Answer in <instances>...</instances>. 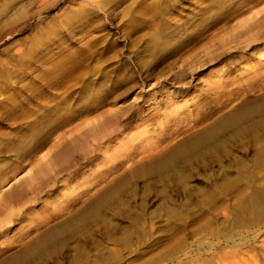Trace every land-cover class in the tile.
I'll list each match as a JSON object with an SVG mask.
<instances>
[{"label":"rangeland","instance_id":"1","mask_svg":"<svg viewBox=\"0 0 264 264\" xmlns=\"http://www.w3.org/2000/svg\"><path fill=\"white\" fill-rule=\"evenodd\" d=\"M13 142L0 264H264V0H0ZM36 224L57 232L37 250Z\"/></svg>","mask_w":264,"mask_h":264},{"label":"bare ground","instance_id":"2","mask_svg":"<svg viewBox=\"0 0 264 264\" xmlns=\"http://www.w3.org/2000/svg\"><path fill=\"white\" fill-rule=\"evenodd\" d=\"M122 8V7H121ZM29 11V10H28ZM33 11V10H32ZM33 14V13H32ZM258 31V30H257ZM170 31H168V33H169ZM159 33V34H158ZM154 37V40H153V42H157V43H160L161 42V39H162V34H160V32H157V33H155V35L153 36ZM158 37H159V39H158ZM260 55H263V52H261V54ZM164 81H168L169 82V85L170 86H172L173 87V82L172 81H169V80H164ZM150 80L149 79H145V80H143V81H141L140 82V84L135 88V90L136 89H138L139 91L138 92H141V91H143V90H145V88L147 87V86H151L150 84ZM175 85V84H174ZM176 86H178V84L176 85ZM134 90V91H135ZM183 92L184 91H179V90H175L174 88H166V91L164 92V93H162V95L161 94H159V95H157V96H155V97H150V98H148V99H146V100H144L143 101V103L144 102H150L149 103V105H142L143 107H142V111H141V113L140 114H142L141 115V117H143L144 115H146V113L147 112H151V111H153L155 108H156V106L158 105V103L160 102V100L161 101H163L164 99H169V100H171V98L172 97H179V96H181L182 97V95H183ZM135 94V93H134ZM140 94V93H139ZM150 96V95H149ZM134 98V97H133ZM138 98H140L139 96H138ZM182 99V98H181ZM165 100V101H166ZM169 100H167V101H169ZM187 100V99H186ZM186 100H182L183 102V107H185V109H186V111L188 112V111H190L192 108H188V105L186 104L187 102H186ZM188 101V100H187ZM191 105V104H190ZM191 107H193V105L191 106ZM140 110H141V108H140ZM146 112V113H145ZM244 110H243V114H244ZM240 113V112H239ZM140 114H138L137 116L138 117H140ZM148 114V113H147ZM231 119H230V122H232L233 124H237L239 121H241V114H235V115H233L232 117H230ZM255 124V123H254ZM236 129H239V128H237L236 127ZM240 129H241V126H240ZM240 132V131H239ZM165 143V142H164ZM163 144V143H162ZM11 145H13V146H15V144H14V142L13 143H10V144H8V143H5V144H0V155H3L8 149H10V147H11ZM165 145V144H164ZM190 145H192V143H188L187 145H186V147H189V148H191L190 147ZM10 146V147H9ZM163 155V154H162ZM174 160H175V158H173ZM2 160V157L0 158V161ZM59 160V159H58ZM172 162H173V160L171 159L170 161H166L165 162V164H163V166L165 165V167H167V169H172V168H174L173 167V165H172ZM173 163H176V161L175 162H173ZM182 163V162H181ZM47 167L49 168V169H51V167H49L47 164H44V166L43 167H41V168H39L38 169V173H40V172H45L44 170L45 169H47ZM163 169H165V168H163ZM177 171V170H176ZM37 172V171H36ZM35 178H36V176H35V173H34V175H33ZM3 176L1 175L0 176V212H1V206L2 205H4V203L6 202V201H8V199H5V197H4V195L2 194V188H3V185H7V183H9V182H6L5 184H3L4 183V178H2ZM14 178V177H13ZM29 179V178H28ZM11 181V180H10ZM51 182H54V179H52V181ZM46 183H48V181L46 182ZM10 186H11V184H9V186L7 187V188H5V189H8V188H10ZM5 187V186H4ZM4 190V189H3ZM17 191H15L14 193L13 192H11L12 193V195L14 196H17V193L19 192V191H21V189H16ZM9 196H10V194H9ZM110 196V195H109ZM254 198H251V202L248 204V207H246V209H248V210H250V211H253V208L254 207H257V206H254V207H252V205H253V202L255 203V198H256V196H253ZM33 198V197H32ZM206 200H207V198H206ZM28 201H30V200H28ZM77 204H79V203H77ZM252 204V205H251ZM246 205V204H245ZM73 206V205H72ZM74 207H76V206H74ZM65 208V207H64ZM70 208V210H72V207H69L68 206V209ZM77 208V207H76ZM251 208H252V210H251ZM258 208V207H257ZM246 209H244V210H246ZM255 209L256 208H254V211H255ZM259 209V208H258ZM69 210V211H70ZM76 209H74V210H72V211H75ZM243 210V211H244ZM67 211V210H66ZM68 211V212H69ZM72 211H70L69 212V214L72 212ZM249 211V212H250ZM64 212V214H65V210L63 211ZM242 212V211H241ZM246 212V211H245ZM73 213V212H72ZM63 215V214H62ZM96 216H97V208H94V207H92L91 209H90V211H89V215H88V219H91L92 221H94L95 219H96ZM87 217V216H86ZM102 217V216H101ZM60 218H61V216H60ZM52 221V220H51ZM85 221V220H84ZM226 221V220H225ZM6 223H10V218H7L4 214L3 215H0V227L3 225L4 226V224H6ZM50 223V222H49ZM86 223V222H85ZM46 224H47V222H46ZM45 224V225H46ZM44 225V224H43ZM44 225V226H45ZM64 228V227H63ZM232 228V227H231ZM44 229V228H43ZM40 226H39V224H36V225H34L33 227H31V228H29L27 231H24V233L21 235V237H20V241L22 242V243H26L27 245L29 244V248L31 247V248H33L32 246H35L36 248V250L38 249V247L39 248H42L43 246V244L45 243V242H48L50 239H52L54 236H57L56 235V230H53V231H45V232H42V230H43ZM7 229H3L2 228V230L0 231V244L2 243V242H5L6 241V238H8V239H12V237L13 236H10L9 235V232H7L6 231ZM51 230H52V228H51ZM231 234V233H230ZM16 235V234H15ZM235 235V234H234ZM229 236V235H228ZM225 237V236H224ZM57 238V237H56ZM234 238V237H233ZM243 238V237H242ZM53 239H55V238H53ZM52 239V240H53ZM19 241V242H20ZM50 242H51V240H50ZM49 242V243H50ZM202 242H203V240H202ZM205 242H206V240H205ZM210 242V241H209ZM213 242V241H212ZM212 242H210V243H212ZM223 243V242H222ZM48 244V243H47ZM198 244V243H197ZM210 245V244H209ZM215 245H217V244H215ZM237 245H240V244H237ZM237 245H236V247H237ZM48 246V245H47ZM52 246V245H51ZM78 246V245H77ZM205 246V245H204ZM208 246V245H207ZM215 247V246H214ZM217 247V246H216ZM239 247V246H238ZM238 247L236 248V251H237V249H238ZM44 248V247H43ZM42 248V249H43ZM209 248H210V246H209ZM34 249V248H33ZM74 249V248H73ZM217 249V248H216ZM234 249H235V245H234ZM30 250V249H29ZM36 250H35V254H36ZM181 250H182V248H181ZM200 250V249H199ZM209 250V249H208ZM222 250V249H221ZM39 251H40V249H39ZM39 251H37V252H39ZM42 251V250H41ZM207 251V250H206ZM214 251H216V250H213V252ZM223 251H224V249H223ZM223 251H221V253L223 252ZM233 251V250H232ZM231 251V252H232ZM239 251V250H238ZM32 252H34V250L32 251ZM229 252V251H228ZM240 252H242V251H240ZM1 253V252H0ZM181 253V252H180ZM193 253V252H192ZM210 253H212V252H210ZM227 252H225V253H222V254H226ZM184 254V253H183ZM182 254V255H183ZM197 254V253H196ZM231 254V253H230ZM237 255H238V253H236ZM240 254H242V253H240ZM220 255V254H219ZM24 256V255H23ZM193 256V255H192ZM199 256V255H198ZM210 256V255H209ZM230 256V255H229ZM229 256H225V257H229ZM239 256V255H238ZM191 257V256H190ZM213 257H214V255H213ZM212 257V258H213ZM222 258V261H224L226 258ZM237 256H235V259H240V257H238V258H236ZM249 257V256H248ZM216 258H219V257H216ZM35 259V258H34ZM92 259V258H91ZM242 259V258H241ZM251 259V258H250ZM254 259V258H253ZM253 259H252V261H253ZM189 260V259H188ZM192 260H194V259H192ZM209 260V259H208ZM216 260V264H218V261H217V259H215ZM220 260V259H219ZM210 261V260H209ZM240 261V260H239ZM255 261V260H254ZM198 262V261H197ZM200 262V261H199ZM235 262V264L237 263L236 261H234ZM241 262V261H240ZM243 262V261H242ZM93 263V262H92ZM181 263V262H180ZM182 263H183V261H182ZM202 263V262H201ZM209 263V262H208ZM214 263V262H213ZM219 263H220V261H219ZM246 263V262H245ZM78 264V263H77ZM82 264V263H81ZM200 264V263H199ZM221 264H234L233 263V260L231 261V260H226L225 261V263H221ZM238 264H240V263H238ZM244 264V263H243ZM251 264V263H250Z\"/></svg>","mask_w":264,"mask_h":264}]
</instances>
